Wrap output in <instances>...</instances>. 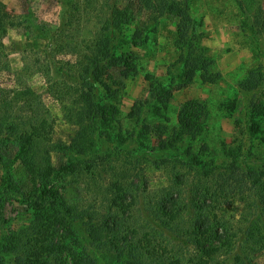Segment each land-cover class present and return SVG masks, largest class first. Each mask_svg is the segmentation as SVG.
<instances>
[{"label":"rangeland","instance_id":"374dc122","mask_svg":"<svg viewBox=\"0 0 264 264\" xmlns=\"http://www.w3.org/2000/svg\"><path fill=\"white\" fill-rule=\"evenodd\" d=\"M174 1L176 4L166 11L156 0H0V18L12 24L1 38L0 89L10 94L8 90L29 86L38 95L52 120L46 139L51 145V164L55 168L68 165V151L62 146L69 144L77 130L67 119V111L73 107L69 101L80 89L79 62L87 61L84 56L95 48L97 36L106 38L111 30L115 33L112 43L118 51L138 55L142 65L137 72L125 74L119 66L113 67V60H102L111 68L113 89L118 87L115 105L125 114L133 107L142 110L138 120L134 117L135 133L147 136L155 147L167 136L160 127L175 125L182 104L196 101L204 106L207 117L202 122L203 132L192 142L194 151L205 161L207 171H218L233 162L239 167L226 175L234 174L229 184L232 190L224 185L221 197L209 201L216 205V213L229 221H238L240 227L247 222L260 227L255 240H246L244 245L250 248L248 264H264V206H259L254 196L264 191L259 192L258 185L247 184L244 176L250 173L264 181V0ZM114 21L120 22L122 29L110 28ZM152 24L154 33H148L145 44L133 39V33L143 36V28ZM189 36L192 53L186 58V48L181 49L179 42L186 45ZM192 66H196V72L190 81L181 87L174 84L173 79L182 68L192 71ZM160 83L170 85L171 89L165 92L166 110L162 108L158 116L153 109L147 111V103L159 93ZM15 104L20 115H29L23 102ZM199 117L204 116L201 113ZM115 145L104 139L101 149L111 151L109 163L98 159V167L91 166L69 176L58 191L71 204L101 214L108 207L105 189L111 187L114 172L124 174L135 183V220L172 251L167 257L184 262L186 248L180 240L184 239L181 229L185 224L181 223V227L164 223L157 214V206L169 192H178L187 201L190 187L199 176L153 156L128 155ZM132 147H136L135 138L123 145L124 149ZM70 156L72 161L88 160L94 159L95 153ZM13 159L14 155L10 157ZM110 166L114 171H109ZM12 171L22 188H27L29 178L22 164L17 162ZM3 178L0 163V184ZM208 181L212 190L218 187L213 178ZM4 217L12 227H18L27 222L30 214L20 202L11 201L5 205ZM3 233L0 228V239ZM113 260L104 257L106 264H115ZM4 264H14L13 257L6 256Z\"/></svg>","mask_w":264,"mask_h":264},{"label":"trees","instance_id":"16d2710c","mask_svg":"<svg viewBox=\"0 0 264 264\" xmlns=\"http://www.w3.org/2000/svg\"><path fill=\"white\" fill-rule=\"evenodd\" d=\"M156 1L166 11L176 4L174 0ZM9 26L12 24L0 18V49L3 47L1 38ZM151 26L143 28V36L141 33H133V39L145 44L148 33H154V24ZM113 27L122 29L118 21L111 22L110 28ZM189 27L192 33L193 25ZM114 34L111 30L106 38L99 34L95 48L84 56L87 63L79 62L77 80L80 89L69 101L72 109L67 111L65 108L69 116L67 119L77 126L69 144L62 146L63 150L68 151L65 153L68 165L55 168L51 164V145L46 139L52 128V120L38 95L29 86L8 90L10 94L0 89V163L4 170L0 184V228L4 232L0 239V264H4L6 256H12L14 264H106L104 257L109 256L115 264H248L250 248L244 243L246 240H255L261 229L254 222H247L240 227L238 221H229L223 214L216 213V205L209 201L221 197L224 185L229 187V191L232 190L229 184L234 180V174L226 175L228 171H236L239 167L233 162L220 167L218 171H207L205 161L194 151L192 142L203 132L202 122L207 117L204 106L196 101L182 104L175 125L160 127L161 133H167V136L157 147L150 144L147 136L135 133L137 121L134 117L137 119L142 110L133 107L130 113L125 114L115 105L118 87L113 89L111 68L102 60H113L116 62L113 67L119 66L125 74L137 72L142 65L138 55L118 51L111 39ZM191 38L189 36L184 46L179 42L181 49L186 48V58L192 53L188 45ZM183 68L173 79L174 84L180 87L188 83L196 72V66H192V71H183ZM108 81L111 82L109 85ZM158 88L159 93L147 103V111L153 109V113L159 116L162 108L166 110L168 97L165 92L171 86L160 83ZM17 101L25 104L23 109L29 115H20V109L15 104ZM154 106L157 107L154 109ZM201 113L203 119H199ZM143 126L149 128V125ZM131 138H135L136 147L124 149L123 145ZM104 139L115 142L120 152L127 151L128 155L134 154L136 157L153 156L157 161L185 167L199 176L190 187L187 201L180 193L169 192L157 206V214L164 223L169 226L185 224L181 229L184 239L180 240L186 248L187 257L184 262L167 257L172 251L135 220V183L124 174L114 172L111 187L105 189L106 199H109L108 207L101 214H97L95 209L83 210L71 204L58 191L69 176H76L78 171L91 166L98 167V159L109 163L111 151L101 149ZM91 151L95 153L94 159L72 161L70 156V153L85 154ZM13 155L14 159L10 160ZM17 162L22 164L29 178L25 189L12 171ZM109 171L114 169L110 166ZM244 176L247 184L258 185L259 192L264 191V181H259L250 173ZM210 178L218 185L213 190L208 181ZM254 196L259 206H264V194L256 193ZM11 201L20 202L30 214L27 222L21 226L12 227L4 217L5 205ZM167 236L171 235L167 233Z\"/></svg>","mask_w":264,"mask_h":264}]
</instances>
